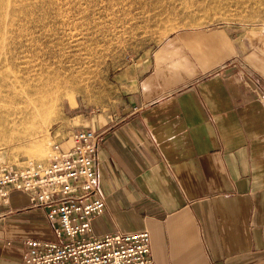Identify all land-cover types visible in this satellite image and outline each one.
<instances>
[{"label":"crops","instance_id":"obj_1","mask_svg":"<svg viewBox=\"0 0 264 264\" xmlns=\"http://www.w3.org/2000/svg\"><path fill=\"white\" fill-rule=\"evenodd\" d=\"M183 38L148 69L124 72L112 104L75 128L104 131L96 170L105 208L91 232L147 229L155 264H264L260 60L214 32ZM27 202L12 193L0 206V264H19L28 239H55L56 225Z\"/></svg>","mask_w":264,"mask_h":264},{"label":"rangeland","instance_id":"obj_2","mask_svg":"<svg viewBox=\"0 0 264 264\" xmlns=\"http://www.w3.org/2000/svg\"><path fill=\"white\" fill-rule=\"evenodd\" d=\"M207 32L249 49L264 72V0H0V111L32 79L58 84L30 128L8 131L0 112V167L47 164L85 112L112 104L124 72L148 69L175 38Z\"/></svg>","mask_w":264,"mask_h":264},{"label":"built area","instance_id":"obj_3","mask_svg":"<svg viewBox=\"0 0 264 264\" xmlns=\"http://www.w3.org/2000/svg\"><path fill=\"white\" fill-rule=\"evenodd\" d=\"M104 131L90 128L71 133L70 145L51 146L47 164L27 160L0 167V206L12 193L27 197L24 209H41L55 239H28L19 264H155L147 229L117 230L101 236L91 221L105 208L96 164Z\"/></svg>","mask_w":264,"mask_h":264},{"label":"bare ground","instance_id":"obj_4","mask_svg":"<svg viewBox=\"0 0 264 264\" xmlns=\"http://www.w3.org/2000/svg\"><path fill=\"white\" fill-rule=\"evenodd\" d=\"M12 83H16V82H12ZM12 87H13L12 89H15V86H12ZM57 90H58V84L56 82L51 83V82L48 81L47 83H41V84H39L38 81H36V80L33 81V79H32V82L30 84H28V88H26V90H21L17 95H12V97H10L8 100L6 98V100H7L6 101L7 106H4L5 107L4 110H1V111H5L2 114H7L8 116L11 117L10 118L11 120H12V117H13V120L15 119L14 124H10L11 120L10 121L7 120L5 122L6 129L9 131L8 128H10L11 125H14L15 126L17 122L20 123V124H18L19 126L20 125L21 126L23 125L24 128H25V125L29 124L30 122H33V123L36 122V119H39V118H36L37 115L41 111L45 112V109L48 108L47 101L49 99H52V94L54 93V91H57ZM54 96H55V94H54ZM50 101H52V100H50ZM3 102H5V101H2L1 103H3ZM52 102H54V101H52ZM1 103H0V105H1ZM53 104H55V103H53ZM1 109H3V108H1ZM46 111H47V109H46ZM46 113L48 114V111ZM0 115H1V113H0ZM44 117H45V114H44ZM42 119H44V118H42ZM0 120H1V118H0ZM47 120L48 119H46L45 121H47ZM18 125H16L17 127H15V128H21V127H18ZM29 125H27V126L29 127ZM31 127H32V125H31ZM0 129H1V127H0ZM11 129H13V128H11ZM7 130L4 131V132H7ZM2 131L3 130H1V132ZM13 132H16V131H13ZM2 134H4V133H2ZM17 135H18V133L17 134H13L11 136L12 137L11 139L12 140L15 139L14 137H16ZM16 139H18V138H16Z\"/></svg>","mask_w":264,"mask_h":264}]
</instances>
